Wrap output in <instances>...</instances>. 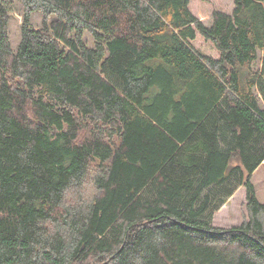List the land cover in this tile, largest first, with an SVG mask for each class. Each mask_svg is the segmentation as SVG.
Segmentation results:
<instances>
[{"label": "trees", "instance_id": "obj_1", "mask_svg": "<svg viewBox=\"0 0 264 264\" xmlns=\"http://www.w3.org/2000/svg\"><path fill=\"white\" fill-rule=\"evenodd\" d=\"M21 1L15 52L0 0V264H264V0L209 25L192 0Z\"/></svg>", "mask_w": 264, "mask_h": 264}, {"label": "rangeland", "instance_id": "obj_2", "mask_svg": "<svg viewBox=\"0 0 264 264\" xmlns=\"http://www.w3.org/2000/svg\"><path fill=\"white\" fill-rule=\"evenodd\" d=\"M2 2L9 9L10 22H9V40L12 49L16 52L21 42V29L23 18L25 15V7L21 0H2ZM191 10L195 15H198L205 24L211 23L212 13L219 7L221 9L233 10V0H192ZM44 17L39 13H34L31 16V27L40 29L42 28ZM86 40L89 46H94V39L90 34H86ZM264 63V53L260 54L259 61H257L254 69L261 71ZM90 175L82 187L73 192H69L66 197V203L72 204L77 201H88L94 195L95 188L93 187ZM252 182L256 187L258 199L264 203V162L256 170L252 176ZM248 216L246 190L244 187L239 188L236 193L226 202V204L215 214L214 225L220 228H230L238 226Z\"/></svg>", "mask_w": 264, "mask_h": 264}]
</instances>
